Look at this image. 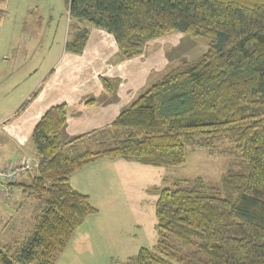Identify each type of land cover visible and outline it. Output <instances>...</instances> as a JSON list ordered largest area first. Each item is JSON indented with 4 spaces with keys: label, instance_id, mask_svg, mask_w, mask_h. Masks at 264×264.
Wrapping results in <instances>:
<instances>
[{
    "label": "trees",
    "instance_id": "16d2710c",
    "mask_svg": "<svg viewBox=\"0 0 264 264\" xmlns=\"http://www.w3.org/2000/svg\"><path fill=\"white\" fill-rule=\"evenodd\" d=\"M64 3L70 19L64 49L73 54L83 51L88 25L110 32L122 59L141 55L148 41L175 30L210 42L197 59L170 67L102 128L64 142L66 105L43 112L30 134L37 163L24 172L26 181L9 184L21 196L16 212L35 203L34 223L21 243L0 240V264H53L97 211L69 182L85 164L119 158L175 167L185 162L188 146L212 148L222 140L239 158L222 173L220 188L200 176L159 188L158 251L140 247L121 264H175L170 237L196 243L179 258L182 264H264V0ZM101 81L114 87L109 78Z\"/></svg>",
    "mask_w": 264,
    "mask_h": 264
},
{
    "label": "rangeland",
    "instance_id": "374dc122",
    "mask_svg": "<svg viewBox=\"0 0 264 264\" xmlns=\"http://www.w3.org/2000/svg\"><path fill=\"white\" fill-rule=\"evenodd\" d=\"M67 31L64 0H0V118L8 116L17 98L58 63L69 37ZM166 35L158 39L165 42L160 41L156 47L166 49L169 63L160 72L152 70L147 75V86L181 61L197 59L210 42L208 38L179 30ZM9 122L0 120V130ZM231 145L222 140L215 142L212 148L200 144L188 146L185 162L175 167L118 158L122 161L117 159L107 169L96 171L90 179L94 183L97 182L95 177H100L94 185L97 190H87V193L97 211L76 228L64 249L55 254L53 264H121L140 247L157 252L155 201L158 189L195 176H200L207 185L220 188L222 173L231 161L239 158L236 152L230 151ZM30 158L37 161L36 157ZM90 187L93 184L88 189ZM15 196L14 193L11 197ZM3 201L2 206L12 213L6 214L2 207L0 209V229L6 224L0 231V240L21 243L34 223L35 203L15 213L18 204ZM10 216L13 218L9 219ZM168 243L175 252L171 259L175 264H182L179 258L196 249L193 241L182 243L170 237Z\"/></svg>",
    "mask_w": 264,
    "mask_h": 264
},
{
    "label": "crops",
    "instance_id": "0c3cea01",
    "mask_svg": "<svg viewBox=\"0 0 264 264\" xmlns=\"http://www.w3.org/2000/svg\"><path fill=\"white\" fill-rule=\"evenodd\" d=\"M68 24L70 19L67 16ZM82 26L83 22L76 20ZM88 38L80 54L65 51L53 68L38 77L24 95H20L13 111L1 121H10L0 130V166H10L26 157H36L30 140L32 128L43 112L53 104L66 105V122L62 131L63 141L68 142L86 132L102 128L117 116L147 86V75L160 70L169 63L164 47H156L167 35L152 39L145 45L141 55L122 59L113 35L105 29L88 25ZM65 44V43H64ZM51 78L48 79V76ZM109 78L114 89L103 86L101 78ZM34 94V95H33ZM32 95V96H31ZM25 102L24 109L16 111ZM117 159L100 158L75 170L69 177L70 184L88 195L87 190L96 191L94 186L100 180L96 171L105 170ZM118 161H122L119 160ZM100 173V172H98ZM18 181H26L22 173ZM93 187L88 189V186ZM15 188V187H14ZM15 197H5L0 192V209L12 213L6 206L16 202ZM18 195V197H17ZM90 198V196L88 195ZM11 198V200H10ZM7 199V200H6ZM13 212H16L14 209Z\"/></svg>",
    "mask_w": 264,
    "mask_h": 264
},
{
    "label": "built area",
    "instance_id": "2783aa9c",
    "mask_svg": "<svg viewBox=\"0 0 264 264\" xmlns=\"http://www.w3.org/2000/svg\"><path fill=\"white\" fill-rule=\"evenodd\" d=\"M36 163V160L26 157L13 165L0 166V192L7 198L13 196L15 189L9 184L15 182L22 173L35 166Z\"/></svg>",
    "mask_w": 264,
    "mask_h": 264
}]
</instances>
